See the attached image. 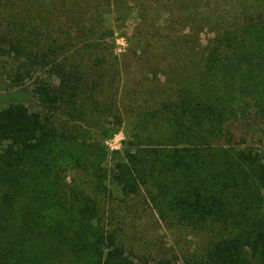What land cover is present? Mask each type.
<instances>
[{
    "label": "trees",
    "instance_id": "16d2710c",
    "mask_svg": "<svg viewBox=\"0 0 264 264\" xmlns=\"http://www.w3.org/2000/svg\"><path fill=\"white\" fill-rule=\"evenodd\" d=\"M115 10L134 14L153 61L174 24L171 50L199 48L189 74L171 71L172 97L125 117L105 19ZM8 60L17 84L45 69L57 83L35 76L31 91L0 93V264H175L126 249L104 223L114 189L123 200L144 192L164 222L214 233L187 264H264V153L233 144L226 127L253 117L264 134V0H0ZM123 118L130 133L109 153L103 140Z\"/></svg>",
    "mask_w": 264,
    "mask_h": 264
},
{
    "label": "rangeland",
    "instance_id": "374dc122",
    "mask_svg": "<svg viewBox=\"0 0 264 264\" xmlns=\"http://www.w3.org/2000/svg\"><path fill=\"white\" fill-rule=\"evenodd\" d=\"M128 10H126L127 13H120L116 10L110 11L109 15L105 16L106 24L114 28L115 49L113 52L118 56L120 62V74L115 79V88L118 89L122 101L120 110L123 117H125V109L134 110L137 107L153 109L160 101L172 97L174 84L170 79L172 78L170 76L171 71L173 69L181 70V73L189 74L191 70H188L187 62L191 56L197 57L196 54H198L199 49L196 43H191L189 46L181 43V45L174 47V51L171 50V46L165 42L168 32L173 34L181 32L180 24L173 23L176 31L171 32L169 28H166L161 31L164 35L158 33L160 37L156 36L160 42L158 41L154 48L157 49L160 57L153 61L150 55L153 52L152 47L148 48L146 55L137 48V42L145 43V39H141L140 35L137 36V29H134V14ZM187 32V30L183 31V36ZM136 36L137 39H135ZM209 37L210 35L203 32L199 37V43H204ZM144 38H147L146 42L153 44L152 34ZM109 52L105 53L108 54ZM158 60L159 62H157ZM11 64L12 61L8 60L0 65V93L14 90L31 91L35 76H39L40 79L52 84L57 83L56 77L48 74V69H45L42 72L36 71L34 78L25 79L22 83L17 84L9 79ZM168 85L172 88H168ZM26 106L32 112L40 110L35 98L26 103ZM131 123V119L123 118L122 125L116 129L115 134H110L109 137L104 138L103 143L107 152L121 151L130 133ZM108 127L110 126H105V128ZM226 127L233 136V144L241 147H252L264 153V134L256 119L251 117L247 120H238L231 122ZM99 130L95 131L98 132ZM72 176V174L69 175L68 181L71 180ZM103 204L105 206L104 223L120 229L122 242L126 249H131L135 253L153 260L175 258L177 259L175 264H187L191 258L201 255L215 237L214 233L194 230L176 222L162 221L144 192L123 200L119 192L114 189L112 194L105 195Z\"/></svg>",
    "mask_w": 264,
    "mask_h": 264
}]
</instances>
